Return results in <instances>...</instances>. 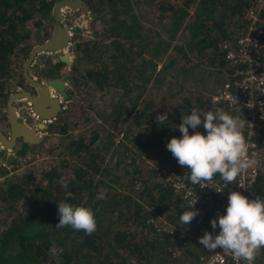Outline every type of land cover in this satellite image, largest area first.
<instances>
[{
	"label": "trees",
	"instance_id": "1",
	"mask_svg": "<svg viewBox=\"0 0 264 264\" xmlns=\"http://www.w3.org/2000/svg\"><path fill=\"white\" fill-rule=\"evenodd\" d=\"M54 1L0 0V119L4 117L1 108L7 94L23 83L21 64L29 48L51 32ZM250 2L179 0L175 4L163 0L158 7L161 12L156 15L161 19L165 13L169 18L170 27L163 35L164 32L149 28L145 34L137 29L138 16L128 0H82L78 10L91 9L93 13V37L83 38L74 33L72 50L78 51L71 64L73 73L67 75L69 83L77 94L86 91L89 82L100 90L106 86L105 59L99 60L93 53L100 51L103 42H98L97 36L101 34L109 39L107 46L117 67L113 76L119 94L110 99V107L105 106L109 110L107 117L101 114L105 128L98 122L80 123L79 105H69L50 123L49 135L38 142V149L30 150L37 152L40 160H33L29 154L25 156L28 162L25 166L13 167L11 171L1 168L0 264H171L174 258L170 247L184 237L182 229L201 235L209 232L206 220L199 215L187 226L180 223L179 217L188 210L187 205L174 195L164 172L155 174L153 165L148 163H153L148 161L151 159L157 166L163 165V158L170 157L171 167L158 168L174 170L192 184L185 179L188 169L177 163L166 144L173 136L180 138L177 126L181 117L191 114L192 107H198L199 101L193 104L199 98L189 91L170 90V84L159 79L161 69L157 62L161 55L167 62L172 57L175 59L173 51L179 48L170 42L176 38L177 30L182 29L184 16L189 15L185 26L186 48L200 56L204 51L203 60L218 65L221 71L225 68V49L221 43L234 42L244 24L242 13ZM99 15L105 18L103 25ZM133 43L135 50L131 49ZM76 60L83 61V69L76 68ZM61 64L59 60L53 65L59 68ZM43 75L50 76L51 72ZM145 86L150 89L164 86L165 92L176 97L175 101L160 104L152 99L138 100ZM210 93L202 97L206 104L211 102ZM150 103L155 106L151 107ZM211 104L240 116L239 108ZM164 113L167 122L159 124L156 117ZM79 126L81 130H77ZM118 134L120 138H116ZM255 140L260 154L264 130L255 135ZM107 152L111 165L107 164ZM136 182L138 185L134 187ZM65 183L73 199L66 198ZM102 192L106 193V199L99 198ZM256 196L264 198V167H260L247 195L249 199ZM61 201L90 207L96 218V231L86 235L70 227L55 228L59 220L57 203ZM148 208L173 222L175 235L154 231L147 225L144 220ZM53 241L56 255L51 254ZM256 260L264 264V248Z\"/></svg>",
	"mask_w": 264,
	"mask_h": 264
},
{
	"label": "clouds",
	"instance_id": "2",
	"mask_svg": "<svg viewBox=\"0 0 264 264\" xmlns=\"http://www.w3.org/2000/svg\"><path fill=\"white\" fill-rule=\"evenodd\" d=\"M222 73L221 81L227 78L225 68ZM210 101L214 103L211 97ZM218 103L226 107L222 102ZM156 121L159 124L166 123L167 113L158 114ZM246 122L241 116H233L222 108L202 112L192 107L191 114L182 115L177 126L181 133L180 138L171 137L166 147L177 163L188 169L185 179L192 184L207 187V184L219 175L227 185L235 182L242 171L251 163H255L246 159L248 143L243 134ZM201 125L206 134L195 131ZM189 128L193 129L192 134H189ZM63 187L66 198L73 199L68 185L65 183ZM99 198L106 199V193H100ZM195 203L196 199L189 201L188 210L179 217L181 224L189 225L199 214L198 210L194 209ZM57 208L59 220L55 228L70 227L75 231H83L86 235L96 231V218L90 207L61 201L57 203ZM210 224L213 230L218 227L219 232L213 235L205 231L198 238L200 245L211 252L217 248L222 249L223 252L231 254L237 264L241 261L254 264L260 249L264 248V198L256 196L249 199L239 191H231L227 196L224 213H218ZM51 254H57L54 241Z\"/></svg>",
	"mask_w": 264,
	"mask_h": 264
},
{
	"label": "built area",
	"instance_id": "3",
	"mask_svg": "<svg viewBox=\"0 0 264 264\" xmlns=\"http://www.w3.org/2000/svg\"><path fill=\"white\" fill-rule=\"evenodd\" d=\"M242 15L244 24L240 33L232 44L222 41L225 49V73L227 78L215 86L210 97L215 103L222 102L226 107L239 108L241 118L245 119L246 126L243 134L248 143L246 159L255 161L242 171L236 181L225 185L220 176L207 184V187L189 184L178 172L171 169L158 168L157 174L164 172L172 192L185 205L195 200L194 209L198 215L206 220L209 233L218 234L219 228H211L210 221L217 214H223L227 204V196L231 191H239L247 196L253 181L260 169V154L255 135L264 130V0H251ZM145 223L154 231H166L175 235L176 225L168 221L162 214L152 208L147 209ZM183 236L179 242L171 245V258H179L183 248L192 239L198 241L201 233H192L182 229ZM190 264H237L231 254L217 248L214 252L204 248ZM240 264H247L241 261ZM254 264H262L255 259Z\"/></svg>",
	"mask_w": 264,
	"mask_h": 264
},
{
	"label": "rangeland",
	"instance_id": "4",
	"mask_svg": "<svg viewBox=\"0 0 264 264\" xmlns=\"http://www.w3.org/2000/svg\"><path fill=\"white\" fill-rule=\"evenodd\" d=\"M166 1H171L172 3L177 4L179 0H166ZM163 2V0H128V3H130V6L132 9L136 12L138 16V26L137 29L139 28L143 34H145V31H153L157 30L163 33L167 28H169V18L166 17V14L164 13L161 17V19L156 18L157 13L161 12L159 10V5ZM66 10V8H62V20L61 23L65 26L70 23L69 31L70 33L74 32L76 34L81 35L83 38H91L92 32H91V19H92V10H77V11H69ZM189 13H192V9L189 8ZM100 17L101 20V25L104 24L105 18ZM174 16L170 17L173 18ZM189 22V15L184 16L182 22H181V28L177 30L176 38L172 39L170 44H174L176 47L179 48L178 51H173L175 52V59L172 57V61L167 62L168 60L164 59L163 55H161V59L158 60L157 65L161 69V74L159 79L162 81H167V83L170 84V90L176 91V93H182L189 91L193 97H198V99L195 98L194 104L197 105L196 107L198 110L202 112L206 111H214L216 108L219 107H212L211 102L207 104L203 100V95L211 91L214 86L220 81L223 77L222 70H218V65L216 64H211L213 62H207L203 60V56L205 53H201L202 55H196L190 52L185 45V40L187 37V31H186V24ZM72 26V27H71ZM149 28V30L147 29ZM237 28H235L234 33H236ZM163 35H166L165 32ZM97 41L98 42H103L100 46V51L98 52H93L94 57L98 55L99 60L105 59V66L104 69L107 71V75L104 79V86L101 88L93 87L91 86L92 84L89 82L88 83V89L86 91H83L79 94L74 92L72 90L73 86L69 84V86L66 85L67 87V92L69 95V98H67L66 101H63L62 108H66L69 105L71 107H77L79 105L78 112L79 113V118H80V123L85 122L88 125H92V122H98L100 124H103L105 128V122L102 120V116L108 115L109 110H105V106L108 105L110 107V99H115L119 92L118 88L116 87V83L114 81V72L117 71V67L114 64V61L112 60L113 54L109 52L110 46H107L108 44V38L105 36L98 35L97 36ZM122 40V39H121ZM126 45L127 41L122 40ZM41 42V41H40ZM174 46V47H175ZM102 48V49H101ZM132 50L136 49V45L133 43ZM64 50L67 52L69 55V58L71 59L70 65H69V70L68 73H73L71 70V64L73 61V57L77 55L76 49L72 50V42L68 43L63 49L60 50L62 52ZM99 53V54H98ZM172 53V55H173ZM52 57H54V54H50ZM134 57V53L132 54ZM104 56L106 58H104ZM25 59V58H24ZM24 61V60H23ZM76 68L79 70L83 69V61H74ZM23 63V62H22ZM103 64V65H104ZM22 65V64H21ZM164 66V68H163ZM187 66L189 67V70H187ZM163 68V69H162ZM104 70V71H105ZM33 74V73H32ZM159 76V73H157ZM163 82V83H164ZM166 88L162 86L159 89L155 88H148L145 86L142 88L140 91V95L138 96V100L145 98L146 99H152L154 102H158L160 104L164 103H169V101L173 100L175 101L174 97H171L170 94L165 92ZM156 91V92H155ZM71 94V95H70ZM210 98V97H209ZM208 98V99H209ZM210 101V100H209ZM151 107L155 106L151 104ZM149 107L147 106V110ZM2 111V108H1ZM107 117V116H106ZM80 125V124H79ZM126 126V125H125ZM108 128V127H106ZM77 130H81V126L77 127ZM195 131H200L202 134H206L203 126H199ZM193 129L189 128V134H192ZM48 133V132H47ZM102 133V132H101ZM49 135V133L47 134ZM47 135H44L43 137H46ZM116 138H120V134L116 135ZM35 144V143H34ZM35 147V150L38 149V143L33 146ZM261 153H260V159H261V166L264 167V140H262V146L260 148ZM29 154L33 155V160H40L41 156H38L37 152ZM108 152L106 153V157L108 158V165H111V157H109ZM20 157V158H19ZM18 159V160H17ZM16 161L12 163H7L5 159H3V164H0V171L1 168L5 169L7 171H11L13 167L20 168L22 166H25L28 162H26L25 156H18ZM149 159V158H148ZM148 161H152L153 163L148 162L149 164H152L155 170V174H157L158 167L159 166H165V167H171L169 163H172V159L170 157H164L161 162H164L165 164L157 166L153 160L149 159ZM106 164V166H107ZM14 168V169H15ZM1 174V173H0ZM134 187L138 185V183L133 184ZM163 215V214H162ZM185 249V254L179 257V258H174L171 260V264H190V262L195 258V256L202 250L204 247L200 244H197L196 241H188L186 246L184 247Z\"/></svg>",
	"mask_w": 264,
	"mask_h": 264
},
{
	"label": "water",
	"instance_id": "5",
	"mask_svg": "<svg viewBox=\"0 0 264 264\" xmlns=\"http://www.w3.org/2000/svg\"><path fill=\"white\" fill-rule=\"evenodd\" d=\"M81 4L82 0H55L52 3L51 13L54 22L51 32L41 42L31 45L21 66V76L31 89L14 90L9 92L6 97L5 116L8 123V136L0 130L1 148H11L15 145V142H18L19 148L15 150V154L21 155L29 149L31 144L36 143L40 139L35 127L28 126L24 121L17 119V113L13 104L14 100L25 98L30 103L32 114L38 117L36 125L40 131H46L49 128L48 122L57 115L59 101L56 96L50 93L49 88L60 97L65 98L67 96L65 84L68 78L49 77L42 82L34 79L29 74L27 68L36 53L40 51L61 50L66 46L71 36L67 27L61 23V8L73 9L78 8ZM58 58L63 64L69 60L68 54L65 51L58 54ZM46 120L48 121L46 122Z\"/></svg>",
	"mask_w": 264,
	"mask_h": 264
},
{
	"label": "flooded vegetation",
	"instance_id": "6",
	"mask_svg": "<svg viewBox=\"0 0 264 264\" xmlns=\"http://www.w3.org/2000/svg\"><path fill=\"white\" fill-rule=\"evenodd\" d=\"M81 6V5H80ZM79 6V7H80ZM78 7V8H79ZM74 9H77V8H74ZM65 26V25H64ZM68 26H70V24H68L66 27H67V29H68V31H69V28H68ZM72 27V26H71ZM69 33H70V31H69ZM73 35H74V32H72V33H70V36H71V38H70V40L67 42V44L68 43H71V42H73V40H72V37H73ZM66 44V45H67ZM73 44V43H72ZM41 53H48V51H46V52H41ZM57 61H59V60H56L55 62H57ZM31 62H32V60H31ZM31 62H30V64H31ZM55 62H53V64L55 63ZM52 63H50L48 66H54ZM22 66V65H21ZM30 66V65H29ZM29 68V67H28ZM27 68V70H28V72H29V74L32 76V73L30 72V69H28ZM34 76H32L34 79H36V80H38V81H44L45 79L43 78V75H41V74H39V75H35V74H33ZM68 81H69V79H68ZM23 83L22 84H20V85H16L15 86V88L13 89V90H11V91H14V90H19V89H28V90H30L31 88H30V86L28 85V83L27 82H25L24 80L22 81ZM68 84V83H67ZM10 91V92H11ZM8 95V94H7ZM6 100V99H5ZM5 103V102H4ZM13 104H14V109H15V111H16V113H17V119H19V120H21V121H24L28 126H31V127H35L36 128V132H37V134L39 133V136L41 137V133H44V131H40L39 129H37V125H36V121L38 120V117H37V115H35V114H32V111H31V109H30V103L25 99V98H20V99H16V100H14V102H13ZM62 106V104H60L59 103V109H60V107ZM2 111H3V113H4V117L3 118H1L0 119V130L6 135V136H8V123H7V121H6V116H5V106L3 107V109H2ZM58 113V112H57ZM50 122L51 121H49L48 122V126L50 125ZM48 130V129H47ZM34 144V143H33ZM32 145V144H31ZM31 145H30V147H31ZM29 147V148H30ZM17 148H19V143L18 142H15V145L13 146V147H11V148H1V146H0V150H1V153H0V164H3V159H5V161L7 162V163H12V162H14V161H16V159L18 158V156H20V155H18V154H15V150L17 149ZM9 152H8V151ZM29 150V149H28ZM26 151L25 153H23V154H21V155H24V156H27V155H29V152L30 151ZM20 158V157H19ZM18 160V159H17Z\"/></svg>",
	"mask_w": 264,
	"mask_h": 264
},
{
	"label": "crops",
	"instance_id": "7",
	"mask_svg": "<svg viewBox=\"0 0 264 264\" xmlns=\"http://www.w3.org/2000/svg\"><path fill=\"white\" fill-rule=\"evenodd\" d=\"M66 10H68L67 12H69V11H72L73 12V11H77L78 8L77 9H74V8L73 9H68V8H66ZM61 12H62V8H61ZM41 52H46V51H40V52L36 53L34 55L33 59H32V62L30 64L29 68H28V69H30V72L31 73H33L35 75H39V74L43 75V72H49V74L51 72V75L50 76H44L43 75V78L44 79L49 78V77H51V78L52 77H60L62 79L68 78L67 75H68L69 65H70V62H71V59L69 58V55H68V59L69 60L65 64H63V62L60 61L62 63L61 66L59 68H54V66H52V65L51 66H48V65L50 63L53 64V62H55L56 60H59L58 54L61 53L60 50L50 51V52L48 51V53H41ZM50 54H52V55L54 54V57H52ZM33 74H32V76H34ZM67 83L65 84V90H66V92H67L66 85L69 86V84H70L69 81H67ZM70 86H71V84H70ZM70 86H69V88H70ZM49 90H50V93L51 94H53L54 96H56L58 98V101H59L60 104H62L63 101H66L67 100L68 92H67V96L65 98H63V97H60L58 94H56L55 91H53L51 88H49ZM62 106H63V104H62ZM62 106L58 110L57 115L60 114V112L62 111V109H63ZM56 116L54 118H52L50 121L52 122L56 118ZM47 121L48 120H46V122ZM47 131L48 130L44 131V133H41L42 135H41L39 141L43 138L44 135H47L48 134ZM38 135H39V133H38ZM39 141H37L35 144H32L28 151H30L32 149L33 145H36Z\"/></svg>",
	"mask_w": 264,
	"mask_h": 264
}]
</instances>
